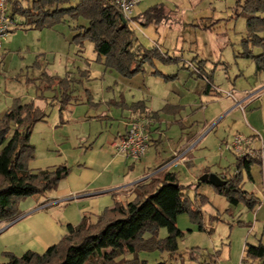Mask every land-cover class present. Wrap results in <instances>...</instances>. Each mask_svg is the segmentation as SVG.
Wrapping results in <instances>:
<instances>
[{"label":"rangeland","instance_id":"obj_1","mask_svg":"<svg viewBox=\"0 0 264 264\" xmlns=\"http://www.w3.org/2000/svg\"><path fill=\"white\" fill-rule=\"evenodd\" d=\"M32 1H22L23 7ZM237 1L139 0L138 5L133 9L132 17H138L150 7L162 5L170 19L159 25L158 32L153 25L143 26L136 22L131 28L138 45L147 49L157 42L162 53L172 60L164 63L155 59L152 63H146L143 73L139 75L125 78L114 71H106L102 63L96 60L97 55L91 42L83 40L79 44L74 41V36L80 32L78 29L70 30L69 35H66V32L65 37L69 36L66 43L53 42L48 34L47 54L39 59L42 65L40 72L52 73L62 80L69 78L68 83L74 91L73 96H79L82 99L83 105L64 107L65 110H62L61 114L63 113L62 116L65 117L73 111L74 117L87 111L90 114L106 113L107 107H110L112 111L118 110L120 113L121 108L100 103V100L102 96L111 98L114 94L117 95L124 86L134 89L136 96L139 94L137 87L140 86L162 94L171 91L170 100L174 102L164 107V115L170 117L179 111L182 117L189 115L197 122L198 132L211 130L205 137L200 139L201 134L192 143V170L179 171V181L183 186L192 183L193 175L199 177L205 170H208L209 174L217 175L226 168H232L237 154L222 152L220 144L230 141L236 135H240L247 141L253 139L254 143L251 147L257 152L255 157H260L263 162L264 69L258 71L252 58L239 57L243 50L241 42L246 36V22L243 17L235 15ZM13 2L14 0H8L10 11H12ZM72 4H75V1ZM76 23L86 24L81 19L70 22L73 26ZM20 32L19 35L22 37L24 33ZM46 35L43 37L45 38ZM259 36L264 39V31L259 33ZM251 51L253 56H257L264 53V48L255 46ZM8 55L5 67L0 65V87L3 90L7 88V92L11 95L17 94L19 98L29 93L31 89H27L24 83L26 72L22 79L16 80L12 71H16V66L21 62L24 63L21 69L28 71L25 68L31 67V57L25 51L21 55L25 58L23 61L19 59L20 55L17 56L15 51ZM13 58L14 61H12ZM201 61L203 66L201 73L203 71L211 75V81L216 89L208 95L202 91L206 82L199 77L200 72L196 69ZM46 63L49 65L46 66ZM2 69L5 72H2ZM45 69L48 71H44ZM164 77L172 78L166 80ZM32 84L34 88L32 93L38 96L37 106L48 114L47 123L52 122L59 110L57 103L60 101L59 87L56 85L51 86V89H45L48 83L45 77L41 76ZM173 86H177L182 91L184 95L182 98L172 90ZM51 90L55 91V95ZM92 96L96 100H92ZM1 105H3L2 102L0 107ZM110 124L113 127L116 126L111 122L108 128ZM82 127L81 122L70 121L63 131L69 132L70 135L74 134L75 138H84L85 129L83 130ZM39 129L37 126L31 137V143L37 148L35 156L36 152L41 153L45 149L48 138L43 137ZM177 129H179L178 126H173L167 138L175 137L179 133ZM2 148L0 147V150ZM241 172L243 189L252 193L260 201V205L254 211L240 203L237 206H229L228 211L222 214H216L213 207L206 204L202 207L203 231L198 230V226L191 222L188 214H180L177 217L176 226L183 236L178 239L176 253L140 252L139 260L147 264H264V260L244 259V249L247 245L261 243L264 246L263 167L253 164L250 171L241 170ZM198 192L207 197L211 196V192L213 193L209 185H202ZM193 193L194 189H191L189 194L193 196ZM27 201L28 199L21 202L20 211L26 207ZM148 236L146 234V237ZM165 236L166 230L160 229L159 237ZM1 239L0 237V264H3L7 262L5 253L12 254L13 250L3 249ZM126 258L129 259L130 256Z\"/></svg>","mask_w":264,"mask_h":264},{"label":"trees","instance_id":"obj_2","mask_svg":"<svg viewBox=\"0 0 264 264\" xmlns=\"http://www.w3.org/2000/svg\"><path fill=\"white\" fill-rule=\"evenodd\" d=\"M22 1L15 0L10 13L13 20L15 16L20 17L19 27L42 30L51 29L66 19L83 20L86 25L74 27V30L80 31L74 36V41L79 44L83 40L91 42L96 60L106 71L130 78L143 73L146 63L155 59L164 63L172 61L156 45L147 49L138 45L129 22L122 23L120 12L110 5V0H33L26 7H23ZM74 1L75 4H72ZM235 15L243 17L246 22V36L242 39L243 50L239 57L252 58L256 69L263 70L264 53L253 56L251 49L255 46L264 48V39L259 36L264 31V0H238ZM169 17L164 6L155 5L138 17H132V22L143 26L159 25L168 21ZM201 63L196 69L200 72L199 77L206 82L207 93L213 83L209 73L202 71L205 73L202 75ZM45 79L48 83L45 89L59 87L60 101L57 103L60 111L79 102L78 97L73 96L69 78L62 80L46 76ZM140 107H143L142 103H135L130 108L138 112ZM145 115L150 120L147 127L150 142L151 125L156 122L157 114ZM47 117L48 114L33 102L23 103L16 99L0 118V147H3L0 150V224L16 220L21 212V202L56 191L59 183L70 174L67 166L37 171L28 168L35 159V148L31 143L33 129L37 124L44 123ZM253 164L262 166L264 172V161L260 157L247 154L236 156L232 168L217 174L225 182L220 188L198 180L183 186L176 173L152 176L136 186L132 200L115 202L112 208L104 209L95 219L83 217L77 226H68L66 235L44 254L26 252L17 257L5 253L7 262L3 264H147L139 260L140 252L175 254L178 239L183 236L176 226L180 214H188L198 230H204L202 207L210 204V199L198 192L202 185H209L214 194L226 200L228 206L243 203L254 211L260 205L252 193L243 189L241 170L250 171ZM209 173L205 170L202 175ZM191 189H194L193 196L189 194ZM160 229L166 230L163 238L159 237ZM146 234L149 236L146 237ZM127 256L130 258L127 259ZM244 259L264 260V246L261 243L247 245Z\"/></svg>","mask_w":264,"mask_h":264},{"label":"crops","instance_id":"obj_3","mask_svg":"<svg viewBox=\"0 0 264 264\" xmlns=\"http://www.w3.org/2000/svg\"><path fill=\"white\" fill-rule=\"evenodd\" d=\"M9 13H11L10 9ZM15 17V23H20V17ZM70 22L67 19L63 20L61 24L51 29L35 30L26 26L19 27L18 25L17 28L12 29L10 36L3 44L0 65L3 68L5 67V61L9 57L8 53L11 55L12 51H15L17 56L20 55L19 59L23 61L25 58L21 55L25 51L31 57V67L26 66L25 69L28 71H23L21 65L24 63L21 62L22 64L16 66L17 70L12 71V75L16 76V80H20L26 72L24 83L27 89L30 88L31 90L25 96L22 95L18 98L17 94L11 95L7 92V88L3 90L0 87V102L3 104L0 107V118L16 99L23 103L33 102L37 106L38 96L36 97V94L32 93L34 92L32 82L36 79L39 80V76L59 77L52 73H41L42 65L39 59L47 54L48 43L46 40L48 34L53 42H67L69 36L65 37L66 32V35H69V31L74 30V27L79 25L76 23L73 26ZM81 25L84 26V23L79 26ZM129 25L132 27L135 23ZM159 25H153L156 32H158ZM19 31L24 33L22 37L19 35ZM45 34L47 35L44 38ZM18 41L19 44H17ZM153 45L158 46L157 42H154ZM12 61H14V58ZM48 65L49 63H46V66ZM44 71L48 70L45 69ZM137 88L139 90L137 96L134 89L125 86L121 88L117 95L114 94L111 98L102 96L100 103L115 105L116 108H121L120 113L118 110L112 111L109 109L110 107H107V114L105 112L90 114L87 111L74 117L73 111L72 114L70 113L68 117H65L62 116L63 113L61 114L59 109L56 118L54 117L52 122L47 123L46 119L44 123H39L34 127L32 135L39 126L43 137L47 136L48 138L45 149L41 153L36 152L35 159L29 163L28 168L37 171L67 166L70 168V174L59 183L56 191L43 197L29 198L26 207L21 209L16 220L0 224L3 249L13 250L12 254L17 257L26 252L42 255L66 235L68 226H77L83 217L91 220L95 219L104 209L112 208L115 202L132 200L136 186L147 181L150 177L162 176L165 173H176L180 180L179 171H183V169L192 170V143L198 136L202 134L200 137L202 139L211 130L198 132L197 122L189 115L182 117L179 111L173 113V116L170 117L164 115L163 108L174 102V100H170L169 94H171V91L162 94L159 91L156 92V90L152 92L148 87H145V89L141 86ZM172 90L180 98L184 96L177 86H173ZM215 90L213 86L211 91L206 94L215 92ZM202 91L205 92V86ZM53 93L55 95V91ZM78 99V103L70 104V106L83 105L82 99L80 97ZM91 99L96 100L93 96ZM135 103H142L143 105L138 112L130 108ZM140 110L144 111L140 112ZM148 113L157 114L156 122L151 125L150 129L149 149L140 162L133 163L125 155L113 151L111 142L117 135L123 134L125 125L129 120L137 116H146L145 114ZM70 121L83 124L82 128L85 129L83 132L84 138H75L74 134L70 135L69 132L63 131ZM111 122L116 126L113 127L110 124L111 126L108 128ZM173 126L179 127L177 129L179 133L173 138H167L168 132L171 131ZM231 141L232 139L222 142L220 150L226 152L222 148ZM253 143V139L248 140L246 150L256 151L251 147ZM34 148L37 149L35 146ZM192 177L194 179L190 184L195 183L201 176L193 175ZM209 199L210 205L216 214L228 211L229 206L224 198L211 192Z\"/></svg>","mask_w":264,"mask_h":264},{"label":"built area","instance_id":"obj_4","mask_svg":"<svg viewBox=\"0 0 264 264\" xmlns=\"http://www.w3.org/2000/svg\"><path fill=\"white\" fill-rule=\"evenodd\" d=\"M139 0H110V5L118 9L121 17L129 22H132V12L137 6ZM13 28H17L15 20L12 19L9 13L8 0H0V55L3 51V44ZM1 61V56H0ZM231 96V94H229ZM150 120L145 116H137L129 120L125 125L123 134L117 135L111 142V149L117 153L123 154L133 163H138L146 155L149 149V135L147 127ZM247 140H244L240 135L234 136L230 143L223 146V150L237 154L243 157L246 154L255 157L257 152L246 150ZM263 158V156H262ZM223 181V177H220Z\"/></svg>","mask_w":264,"mask_h":264},{"label":"water","instance_id":"obj_5","mask_svg":"<svg viewBox=\"0 0 264 264\" xmlns=\"http://www.w3.org/2000/svg\"><path fill=\"white\" fill-rule=\"evenodd\" d=\"M122 23L125 22V20L121 17ZM200 183L208 182L212 187L214 188H220L225 185V182L220 179L216 174H204L202 175L199 180Z\"/></svg>","mask_w":264,"mask_h":264}]
</instances>
